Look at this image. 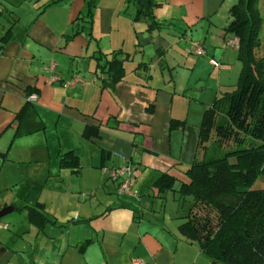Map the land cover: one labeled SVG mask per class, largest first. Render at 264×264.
Wrapping results in <instances>:
<instances>
[{
  "label": "crops",
  "instance_id": "1",
  "mask_svg": "<svg viewBox=\"0 0 264 264\" xmlns=\"http://www.w3.org/2000/svg\"><path fill=\"white\" fill-rule=\"evenodd\" d=\"M1 1L5 0L0 5ZM50 2L28 0L24 11L22 4H9V14L4 17L8 27L0 23V37L10 29L7 42L0 47V153L4 154L0 156V185L5 179L17 178L12 169L19 176L22 167L40 169V176L29 174L33 182H43L34 203L42 204L55 222L41 230L34 226L35 235L43 231L49 237L46 226L60 232L52 236L61 241L55 253L59 264H94L97 259L103 264H213L196 242L179 233L180 223L176 229H155L149 222L142 227L132 214L123 229L95 225L101 218L131 209L129 205L136 201L133 196L117 195L109 178L113 187L108 192L113 196L102 200V211L96 213L93 202L83 201L78 204L83 216L60 221L57 203L66 200L60 174L80 177L81 172L60 168L58 161L70 150L79 163L80 153L90 154L93 174L96 167L121 164L122 156L138 167L132 186L140 193L149 188L156 191L152 183L161 173L176 179L172 192L177 193L181 182H189L185 170L195 157L203 110L238 79L236 48L227 44L233 36L224 30L233 2L153 0V13L158 10L161 14L154 13L159 27L149 29L144 16L135 18L132 2L99 0L92 13L91 38L84 30L75 33L78 24L88 25L79 18L84 0ZM202 38L209 42V55ZM191 40L204 44L205 55L183 52L180 42ZM116 52L118 58L123 53L128 57L123 61V78L110 89L103 85L107 75L97 65H105ZM255 55L264 57V41L260 40ZM52 62L60 80L50 83L44 68ZM72 79L79 82L63 86ZM28 101L44 129L14 136V116ZM171 120L182 124L170 128ZM86 124L98 127L97 137H82ZM86 143L93 145L88 154ZM5 206L1 197L0 209ZM12 252L1 250L0 264H8Z\"/></svg>",
  "mask_w": 264,
  "mask_h": 264
},
{
  "label": "trees",
  "instance_id": "2",
  "mask_svg": "<svg viewBox=\"0 0 264 264\" xmlns=\"http://www.w3.org/2000/svg\"><path fill=\"white\" fill-rule=\"evenodd\" d=\"M97 1L84 0L79 18L88 25L78 24L75 33L84 30L91 38V18ZM128 1L135 5V18L144 16L149 29L159 27L153 0ZM257 1L234 0L229 7L230 20L224 30L238 40L236 57L241 64L238 79L233 90L216 96L203 110L195 157L185 170L189 182H181L176 190L182 197H191L178 231L196 242L213 264H264V187L253 186L258 177L264 176V57L255 55L262 24ZM9 35L7 29L0 37V47ZM118 53L106 59L105 65H97L107 75L103 85L110 89L124 76L123 61L128 55L123 53V58H118ZM13 121L14 136L44 129L43 123L35 120L29 101ZM181 124L171 120L170 128ZM97 136L98 127L84 126V139ZM58 163L60 168L71 172H77L80 167L79 158L72 150L60 155ZM175 181L173 176L161 173L152 187L157 194H163L173 190ZM25 207L28 221L38 230L55 222L42 204Z\"/></svg>",
  "mask_w": 264,
  "mask_h": 264
},
{
  "label": "rangeland",
  "instance_id": "3",
  "mask_svg": "<svg viewBox=\"0 0 264 264\" xmlns=\"http://www.w3.org/2000/svg\"><path fill=\"white\" fill-rule=\"evenodd\" d=\"M36 1L39 2V4H43L48 0ZM49 1L64 2L65 0ZM231 1L234 2V0ZM1 2L2 4L0 5V9L3 11V15L1 16L0 23H3L5 27H8V23L4 18L9 14L8 5L22 4V10L24 11V8H27L26 2H28V0H5ZM98 2L99 0L97 1V3ZM258 2L259 12L262 17V24L259 31V40L264 41V0H258ZM162 5L165 7V3H163ZM4 6L6 7V9H4ZM154 13L157 15L161 14L158 10ZM218 17H222V14L218 15ZM75 25L76 23L74 24V26ZM165 25L166 24H164V26ZM204 34L205 33L203 31L202 36H204ZM200 40L204 41V44L206 45L207 55H209L210 48L208 40H204L203 38ZM180 46L183 52H185L186 54L193 50L191 44L185 41L180 42ZM236 65L237 70L240 71L241 64L238 59ZM235 84L236 83H233V86H230L228 90H233L235 88ZM86 145L88 146H85L84 150L88 154L90 150L89 147L93 148V145H89L88 143H86ZM80 154L81 158L79 171L81 172V176L83 177H79L74 174L71 175L67 172H63L62 174H60L62 180V190H64L62 196L64 195L66 198V200L63 199L64 201L60 200L57 203L58 212L56 217L60 221H62L64 217L66 219H71L77 218L78 216H83L84 213H81L80 209H78V204L82 203L83 201L87 204L93 202V209L96 213L102 211L104 209V207H102V204H104L102 200L105 199V197H107L108 195L110 197L113 196L108 192L111 191L110 189H112L113 184L109 181V179L107 180V171L96 167V169H93L95 170V172H93V174L90 173V171H92V168L89 166L91 162L90 154ZM37 169L38 167H35L33 171H31L24 170L22 167V173L20 176L16 169H12L11 173H13L14 175V171H16L15 175L17 176V178L14 180L5 179L3 181V184L0 185V198L4 197L5 202H7V206L11 205V203L17 206V209H15L14 211L0 217V251L5 248H8V251H13L12 257L9 260L8 264H59V257L55 253L57 252L58 247L61 245V241L57 237L53 238L52 236H58L60 235V232L56 228L46 226L44 230L49 237L44 235L43 231H40L35 235V232H37V230L30 224L27 218V208L25 207V205H31L37 201L39 189L41 183H43H40L39 179L37 183L32 181L33 174L35 175V177L40 176V169ZM30 173H32V175H29ZM3 175L4 172L2 176ZM97 177H99L100 180V182L98 183ZM261 181H264V176L258 177L253 186L255 188H260ZM132 188L137 192V196L121 195L125 197L133 196L136 199V201L133 200V204L131 206L129 205L128 208L131 207V209H126L128 212L125 210V212H117L111 214L107 218H101L99 221H97V223H95V225L101 223L102 225H105L104 227H107L109 229H111V226L115 228L117 227V229H120L122 227L121 229H123V223L124 225L127 224L128 218L132 214H134V218L136 220H141L140 222L142 224H140L142 227L143 223L147 224L149 222L150 227H155V229H158L159 227H164V229H176L175 227L177 226V224L181 223L184 220L183 217L188 211L191 203V197H182L178 193H173L172 191L168 192L167 194H163L165 197H162L158 195L156 191H152L150 188L146 189V191H148L142 194L133 186ZM132 209L134 210L133 213L131 212ZM5 224L7 225V228L3 229V225ZM108 232H111V230H109ZM24 243L27 244L26 247H24ZM94 264H103V261L101 259H97Z\"/></svg>",
  "mask_w": 264,
  "mask_h": 264
},
{
  "label": "built area",
  "instance_id": "4",
  "mask_svg": "<svg viewBox=\"0 0 264 264\" xmlns=\"http://www.w3.org/2000/svg\"><path fill=\"white\" fill-rule=\"evenodd\" d=\"M190 44L193 48V53L197 56L205 55V47L201 41L191 40ZM227 44L236 48L238 46V40L236 37L228 39ZM56 63L52 62L49 66L45 67L44 70L48 75V81L50 83L57 82L60 80V77L55 73ZM79 79H72L71 81L63 82V86H74L78 83ZM34 98V96H32ZM122 163L116 166H111L109 168H103V170L108 172V178L115 183V192L117 195H136L137 192L132 188V182L137 176L138 167L135 163L126 159L125 157L120 156ZM6 224L3 225V228H6ZM131 264H138L137 261L131 262Z\"/></svg>",
  "mask_w": 264,
  "mask_h": 264
},
{
  "label": "water",
  "instance_id": "5",
  "mask_svg": "<svg viewBox=\"0 0 264 264\" xmlns=\"http://www.w3.org/2000/svg\"><path fill=\"white\" fill-rule=\"evenodd\" d=\"M14 210V207L11 205L5 206L0 209V217L4 216L7 213H10Z\"/></svg>",
  "mask_w": 264,
  "mask_h": 264
}]
</instances>
